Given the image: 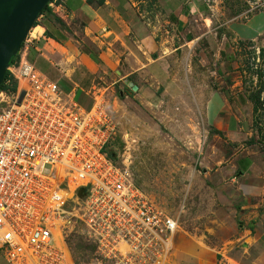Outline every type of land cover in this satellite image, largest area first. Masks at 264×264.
I'll return each mask as SVG.
<instances>
[{
    "label": "rangeland",
    "instance_id": "374dc122",
    "mask_svg": "<svg viewBox=\"0 0 264 264\" xmlns=\"http://www.w3.org/2000/svg\"><path fill=\"white\" fill-rule=\"evenodd\" d=\"M210 1L214 14L225 21L249 23L264 11V0ZM229 44L224 71L217 65L221 58H213L214 68L205 77L198 74L194 100L166 99L159 93L145 101L135 92L127 95L120 84L109 89L112 83L103 81L90 93L118 125L109 150L119 167L129 168L136 185L178 219L179 233L201 246L224 250L235 245L241 229L252 227L264 214V107L256 124L252 101L260 93L264 102V34L230 39ZM40 68L64 92L76 89L78 104L91 107L82 72L67 81L51 66ZM209 97H215L214 109L206 112ZM250 212L256 215L252 220ZM52 228L66 253L64 264H112L81 218L58 219ZM0 264H9L1 252Z\"/></svg>",
    "mask_w": 264,
    "mask_h": 264
},
{
    "label": "built area",
    "instance_id": "2783aa9c",
    "mask_svg": "<svg viewBox=\"0 0 264 264\" xmlns=\"http://www.w3.org/2000/svg\"><path fill=\"white\" fill-rule=\"evenodd\" d=\"M30 38L31 33L8 70L6 86L15 80L17 90H0L5 261L64 264L66 253L52 224L79 217L112 264H169L178 219L112 158L118 125L102 101L94 98L91 107H82L41 73L28 58Z\"/></svg>",
    "mask_w": 264,
    "mask_h": 264
},
{
    "label": "crops",
    "instance_id": "0c3cea01",
    "mask_svg": "<svg viewBox=\"0 0 264 264\" xmlns=\"http://www.w3.org/2000/svg\"><path fill=\"white\" fill-rule=\"evenodd\" d=\"M93 1L58 0L51 11L61 22L53 16L41 17L31 31L28 54L44 75L43 65L57 69L67 81L82 72L91 106L90 93L98 81L112 83L109 89L120 84L127 94L135 92L145 101L159 93L166 99L185 96L194 100L198 74L205 77L214 68L213 58H221L217 65L224 71L230 39H257L264 34V11L249 23L236 18L225 21L214 14L210 0ZM128 82L137 90L130 89ZM75 92L65 93L76 100ZM213 99L206 102V112L214 109ZM248 216L256 217L253 212ZM261 216L260 221L251 222L252 227L241 229L235 245L226 250L201 246L198 240L177 233L169 264H224L226 260L244 264L246 258L249 264H264Z\"/></svg>",
    "mask_w": 264,
    "mask_h": 264
},
{
    "label": "water",
    "instance_id": "95a60500",
    "mask_svg": "<svg viewBox=\"0 0 264 264\" xmlns=\"http://www.w3.org/2000/svg\"><path fill=\"white\" fill-rule=\"evenodd\" d=\"M52 0H0V88L9 70L11 59L20 54L22 45L43 9ZM133 91L137 87L132 82ZM24 93H22L21 98Z\"/></svg>",
    "mask_w": 264,
    "mask_h": 264
},
{
    "label": "trees",
    "instance_id": "16d2710c",
    "mask_svg": "<svg viewBox=\"0 0 264 264\" xmlns=\"http://www.w3.org/2000/svg\"><path fill=\"white\" fill-rule=\"evenodd\" d=\"M53 1V0H52ZM51 1V2H52ZM90 3H94L93 0H88ZM105 2V0H98V3L99 4H103ZM44 15H47V16H53L56 20L60 21V19H58V17H56L52 11H51V8L49 7V4L43 9V11L41 12V14L39 15V18ZM38 18V19H39ZM61 22V21H60ZM40 23L39 21L37 20L36 23H35V26H38ZM24 47V44L22 45V48ZM261 56L262 58L264 59V49H262V52H261ZM19 60V54L17 56H14L12 59H11V62H10V66L14 65L16 61ZM10 79V73L9 71H7L6 73V76H5V79H4V82L0 88V90H3V89H7V88H10L12 91H16L17 90V82L15 80H11L10 82V85L9 86H6V82ZM130 91V90H129ZM131 93V91H130ZM127 95H130L129 93ZM252 101L254 102V114L256 115V118H255V123L257 124L258 123V120L260 118V116H258V114H260V110L263 109L264 107V102L261 101V94L260 93H257L255 96L252 97ZM112 156V155H111ZM113 158V156H112Z\"/></svg>",
    "mask_w": 264,
    "mask_h": 264
},
{
    "label": "clouds",
    "instance_id": "9594fccd",
    "mask_svg": "<svg viewBox=\"0 0 264 264\" xmlns=\"http://www.w3.org/2000/svg\"><path fill=\"white\" fill-rule=\"evenodd\" d=\"M53 1H54V0H53ZM53 1H52L51 3H53ZM51 3H49V7H50V8H53V7L50 6ZM41 17H42V16H41ZM41 17H40L39 19H41ZM39 19H38V20H39ZM30 33H31V32H30ZM30 33H29V34H30ZM28 36H29V35H28ZM21 49H22V48H21Z\"/></svg>",
    "mask_w": 264,
    "mask_h": 264
}]
</instances>
